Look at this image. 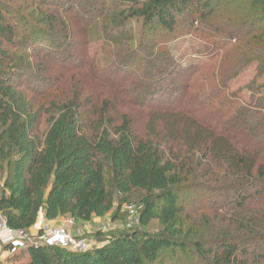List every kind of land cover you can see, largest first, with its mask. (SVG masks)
Listing matches in <instances>:
<instances>
[{
    "label": "trees",
    "instance_id": "1",
    "mask_svg": "<svg viewBox=\"0 0 264 264\" xmlns=\"http://www.w3.org/2000/svg\"><path fill=\"white\" fill-rule=\"evenodd\" d=\"M68 5L69 2L66 7ZM76 6L75 4L74 8ZM121 7L126 8L131 18L142 19L148 30L161 29L168 35L176 31L179 24L177 15L181 11H186L187 14L198 13L197 20L204 23V26L196 21L193 26L190 25V37L185 35L178 38L184 47L178 46V40L172 45L163 42L158 45L159 52L151 54L149 50L142 53V45L136 43V49L129 58L114 64L117 78L110 80L105 75L103 77L102 70H98L95 77L105 82L125 103L133 106L146 107V102L154 103L160 97L163 100L170 97L171 102H176V108L172 111L228 143L237 154L264 155V104H253L252 95L248 104L235 98V94L228 91L229 80L215 84L208 92L198 91L197 95L183 97L180 101H176L178 95L173 94H178L179 89L172 84L171 77L176 75L190 78L193 72L206 70L216 56L230 47V43L235 42L218 34V30H213L212 25L208 26L212 14L204 11L210 7L209 0H115L114 8L118 10ZM92 9L94 11L95 8ZM37 23L21 20V49L33 54L41 51L47 56L58 58L64 53L61 50L63 48L53 38L52 31L46 29L53 26L54 18L45 16L40 25ZM121 32L117 31L109 41L116 43ZM255 32L257 31L253 29L240 28L239 31L230 33L249 37ZM0 38L5 43L12 42L11 30L0 29ZM139 53L145 54L142 60L145 65L142 76L136 82L119 80L118 75L130 78L126 74L130 73L129 69L124 67L119 71V65L131 64L140 56ZM160 54L164 58H156ZM84 63L85 61L82 62ZM27 67L15 61L9 72H3L0 65V124H10L4 134L5 139L0 138V162H5L6 169H10L9 176L11 175V186L5 184L10 193L0 197V217L5 219L6 225L17 232L28 231L36 224L37 216L45 205L48 207V218L70 217L88 222L101 209L111 211L116 194L131 197L134 192H139L143 193L139 226L145 230L152 221H159L164 227L161 235H144L131 262L124 254L109 259L111 248L101 247L85 253H68L55 247L40 246L28 250L30 264H143L142 257L146 263H153L158 261L160 252H170L171 257H174L176 251L182 256L190 252L205 264H208L211 254V264H264V240L256 233L262 227H258L255 219L242 226L245 218L241 217H247L248 210L255 209L253 206L264 207L263 169L258 172V178H247L231 191L232 205L237 210L243 209L236 214L240 217V225L236 226V231L242 230L245 233L237 235L235 230L228 228L221 235L215 233L216 230L212 234L209 232L208 235L212 238L208 241L203 240L199 233L198 240H187L192 230L183 231L185 220L182 217L185 208L184 203L179 202L182 203V193H192L194 188L192 185H181L191 175L184 171L188 162L184 156L188 150L173 145L155 147L149 142V136L133 135L129 124L123 121L114 129L121 138V143L110 148L119 158L118 168H105V148L110 145L105 140L102 143L101 140L95 142L92 137L88 139L82 135L78 139L80 146L76 147L75 140L79 129L73 119L67 122V129L63 127L61 120L49 125L47 131L41 135L42 148L33 147L26 141L29 127L18 105L21 101L24 103L23 97L16 96L10 88L14 87L17 80H24L19 87L21 91L44 99L47 98L49 84L43 85L47 82L45 76ZM106 70L104 69L105 72ZM100 112V117L104 119L106 109L102 107ZM10 147L15 153L9 158L8 153L3 152ZM48 188L50 195L44 200L42 196ZM207 189L212 193L220 190L208 184ZM229 203L215 206V211L226 210ZM202 210L195 208L194 214H188L186 220ZM249 230L254 234L249 233ZM130 238L131 236H123L120 240L127 250L131 249V245H136ZM208 244H213L212 248H207ZM250 256L252 261L248 259Z\"/></svg>",
    "mask_w": 264,
    "mask_h": 264
},
{
    "label": "rangeland",
    "instance_id": "2",
    "mask_svg": "<svg viewBox=\"0 0 264 264\" xmlns=\"http://www.w3.org/2000/svg\"><path fill=\"white\" fill-rule=\"evenodd\" d=\"M114 1L0 0V29L8 28L13 37L10 43H5L0 38V65L3 72H9L12 64L17 61L45 76L47 82L43 85L49 84L47 98L44 99L21 91L19 87L24 80H17L14 87L10 88L11 92L23 97L24 100V103L21 101L18 105L29 127L25 136L26 141L33 147L38 146L41 149L43 144L41 135L47 131L49 125L61 120L63 127L67 129L69 128L67 122L73 119L79 129L75 140L76 147L80 146L78 139L82 135L88 139L92 137L95 142L101 140L102 143L105 140L110 147L105 148L107 157L104 158L103 165L105 168L110 166L114 170L118 168L119 158L110 148L121 143V138L114 129L123 121L127 122L133 135L149 136V142L155 147L173 145L188 150L187 155H183L185 161H188L184 171L191 175L186 181H182L181 185H192L191 187L194 188L192 193H182V203L179 202L184 203L185 208L182 217L185 220L183 231L187 232L190 229L193 233V236L191 233L187 240H198L200 238L198 233L203 240H211L212 237L208 233L212 234L214 230L219 235L228 228L236 231V226L240 225L238 220L240 217L236 214L243 209L234 208L231 203L233 197L231 191L247 178H258V172L264 170V155L237 154L228 143L215 138L192 120L172 111L176 108V102H171L170 97L165 100L160 97V100L154 103L146 102V107L133 106L125 103L105 82L95 77L98 70H102L103 77L105 75L110 80L117 78L114 64L130 56L136 49V43L142 45V53H145V50H149L151 54L158 53L159 44L164 42L172 45L177 40L179 43L182 42L178 39L181 36L190 37L194 21L203 26L204 23L197 20L198 13L187 14L186 11H181L177 15L179 24L174 33L168 35L161 29L151 31L143 25L142 19L131 18L126 8L121 7L116 10ZM68 2L69 5L66 7ZM209 3L210 7L204 11L212 14L208 26L212 25V29H217L218 34L235 42L230 43V47L216 56L206 70L193 72L190 78L176 75L171 77L172 84L179 89L178 94L173 93L175 96L178 95L176 101H180L183 97L195 96L198 91L208 92L215 84L229 80L228 91L234 93L235 98L248 104L252 95L253 104L257 102L262 106L264 104L261 101L264 100V0H209ZM75 4L77 6L74 8ZM92 7L96 10L93 11ZM45 16L54 18L53 26L46 29L52 31L53 38L61 44L63 48L61 50L64 51L56 59L41 51L33 54L31 51L21 49V20L38 22L37 25H40V21ZM252 17L255 18L250 19ZM23 25L24 23L22 27ZM240 28H249L257 32L249 37L231 34L239 31ZM119 30L122 31L121 37L116 39V43L109 41V38L115 36ZM180 44L178 46L184 47ZM142 53H139L140 56L131 64L119 65V71L124 67L129 69L130 73L126 74L131 78L118 75L119 80L128 79L136 82L142 76L145 67L142 62L145 54ZM157 55L156 58H164V55L160 54V57ZM104 69H107L106 72ZM102 107L106 109L104 119L99 114ZM9 126L10 124H0V138L5 139L4 134ZM5 152L10 158L13 157L15 150L10 147L3 153ZM9 171L10 169L7 170L5 167V162L1 161L0 197L10 193L5 187L6 183L11 186ZM207 184L220 190L212 193L207 189ZM49 195L50 188L45 190L42 197L47 200ZM142 201L143 193L134 192L131 197L116 194L112 210L101 209L88 222L70 217L48 218L46 217L48 207L45 205L37 216L36 224L24 232L22 239H18L17 243L10 247H3L0 244V264H30L29 245L37 240L40 229L44 225H61L68 219L73 221V225L70 226L71 234L76 240H82L87 245L88 251L101 247L111 248L109 259L124 254L131 262L145 234L156 236L164 233V227L159 221H152L145 230L139 226ZM227 202L230 203L228 208L225 207L226 210L215 211V206L225 205ZM195 208L203 210L186 220L188 214H194ZM253 208L255 209L248 210L247 217L241 216L245 218L242 226L255 219L258 221V227H262L261 231L256 232L257 236L264 240V207L253 206ZM243 232L246 231L240 230L235 233L238 235ZM123 236H131L130 240L136 245H131V249L127 250L120 242ZM211 245L208 244L207 248H212ZM210 258L208 264H211ZM248 259L252 261L253 258L250 256ZM144 260L142 257L143 264H205L190 252L182 256L178 251L174 257H171L170 252L165 254L160 252L158 261L153 263H146Z\"/></svg>",
    "mask_w": 264,
    "mask_h": 264
},
{
    "label": "built area",
    "instance_id": "3",
    "mask_svg": "<svg viewBox=\"0 0 264 264\" xmlns=\"http://www.w3.org/2000/svg\"><path fill=\"white\" fill-rule=\"evenodd\" d=\"M73 221L68 219L61 225H44L37 236V240L31 243L30 248L40 246L55 247L68 253H85L87 245L82 240H76L71 234L70 226ZM24 237L23 232L12 230L6 225L5 219L0 217V244L10 247Z\"/></svg>",
    "mask_w": 264,
    "mask_h": 264
}]
</instances>
